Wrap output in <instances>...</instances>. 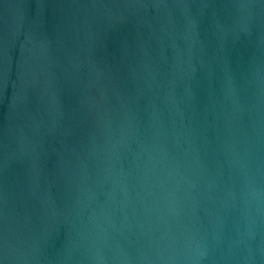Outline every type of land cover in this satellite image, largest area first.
<instances>
[{"label":"water","instance_id":"obj_1","mask_svg":"<svg viewBox=\"0 0 264 264\" xmlns=\"http://www.w3.org/2000/svg\"><path fill=\"white\" fill-rule=\"evenodd\" d=\"M0 264H264V0H0Z\"/></svg>","mask_w":264,"mask_h":264}]
</instances>
